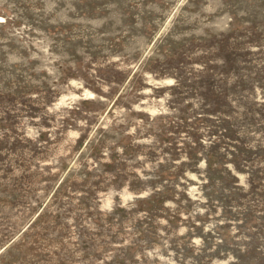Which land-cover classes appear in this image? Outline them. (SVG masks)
Listing matches in <instances>:
<instances>
[{"label":"rangeland","instance_id":"obj_1","mask_svg":"<svg viewBox=\"0 0 264 264\" xmlns=\"http://www.w3.org/2000/svg\"><path fill=\"white\" fill-rule=\"evenodd\" d=\"M0 264H264V0H0Z\"/></svg>","mask_w":264,"mask_h":264},{"label":"trees","instance_id":"obj_2","mask_svg":"<svg viewBox=\"0 0 264 264\" xmlns=\"http://www.w3.org/2000/svg\"><path fill=\"white\" fill-rule=\"evenodd\" d=\"M227 132L230 133L231 131H227ZM160 195H161L160 192H157V193L155 192V194H151L149 197H146L145 199H143V201L146 203L145 205L146 208L149 210L155 209L156 206H158L163 200L162 197L159 198Z\"/></svg>","mask_w":264,"mask_h":264}]
</instances>
